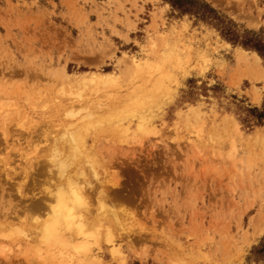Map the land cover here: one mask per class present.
<instances>
[{"label": "rangeland", "instance_id": "rangeland-1", "mask_svg": "<svg viewBox=\"0 0 264 264\" xmlns=\"http://www.w3.org/2000/svg\"><path fill=\"white\" fill-rule=\"evenodd\" d=\"M201 1L264 29V0ZM253 54L162 0H0V264H264ZM58 199L87 237L50 248Z\"/></svg>", "mask_w": 264, "mask_h": 264}, {"label": "trees", "instance_id": "trees-1", "mask_svg": "<svg viewBox=\"0 0 264 264\" xmlns=\"http://www.w3.org/2000/svg\"><path fill=\"white\" fill-rule=\"evenodd\" d=\"M182 15H194L201 21L212 22L217 28L221 37L233 47H241L246 51L255 52L261 60H264V29L258 32L244 31L239 33L235 29V24L222 17L218 11L209 4L201 0H162ZM249 115L255 118L257 125L264 121V96L261 107H251L247 110ZM252 252L257 257L264 258V240L257 247H253Z\"/></svg>", "mask_w": 264, "mask_h": 264}, {"label": "bare ground", "instance_id": "bare-ground-1", "mask_svg": "<svg viewBox=\"0 0 264 264\" xmlns=\"http://www.w3.org/2000/svg\"><path fill=\"white\" fill-rule=\"evenodd\" d=\"M254 55V57H255V59L256 60H259V57L256 55V54H253ZM100 103V102H99ZM94 113V112H93ZM82 123V122H81ZM89 123H91L90 121L88 122V124ZM78 126V125H77ZM76 126V127H77ZM88 126V125H87ZM76 127H75V129H76ZM74 128V127H73ZM78 128V127H77ZM78 131V130H77ZM62 132V131H61ZM72 137H74V135H71ZM76 137V136H75ZM75 141H76V139H74ZM79 140V139H78ZM73 142V144L75 145L76 143H74V141H72ZM78 143V142H77ZM71 144V143H70ZM69 144V145H70ZM72 144V146H73V148L74 147H76V146H74ZM77 145V144H76ZM79 145H81L80 143H79ZM82 146V145H81ZM72 148V149H73ZM84 148V147H83ZM75 149H77V148H74V150ZM74 150H73V154L75 153V154H77V155H80V152L78 153V150H79V147H78V149L77 150H75L76 152H74ZM74 158L76 157V156H73ZM77 158V157H76ZM59 163H60V165H58L59 166V168L61 169L60 171L62 172L64 169V164L66 163H64L63 164V161H62V163L59 161ZM66 167V166H65ZM66 172V171H65ZM61 174H63V173H60V174H58L59 175V177H60V175ZM64 176V175H63ZM70 182V181H69ZM68 182V183H69ZM65 183V182H64ZM59 191V190H58ZM62 192V191H61ZM61 192H59V193H61ZM72 193V192H71ZM58 195V194H57ZM61 195H62V193H61ZM63 197V196H62ZM59 198V197H58ZM62 200V199H61ZM60 202V203H59ZM64 202H66V201H64ZM58 203L60 204V206H57L56 207V211H55V207H53L52 208V210L51 211H54L53 212V214H55L56 215V217H57V219H56V217H55V215H54V219H53V221H52V223H50L48 226H47V229H46V231H45V233H44V235H43V242L48 246L49 245V247L50 246H56V245H71L72 243H73V241H75L74 239H73V237L72 236H68L67 238L64 236V234H62V230H59V227L58 226H64L65 228H67L68 230H73L74 228L78 231V233L79 234H82V235H84L85 236V234H86V231L84 230V227H85V225H84V223H83V221H82V218H80V221L78 222H76L75 220V217H74V212L71 210V209H73V208H71V207H69L67 204H65V203H63V201L61 202L60 201V199H58ZM67 207H69L70 209H67ZM51 209V208H50ZM1 213V212H0ZM3 214V213H2ZM53 214H52V216H53ZM81 217V216H80ZM44 220V219H43ZM85 220V219H84ZM82 221V222H81ZM258 221V225H257V223H256V227L254 228V229H256V232H255V234H262L263 233V231H264V223H262L261 221H260V219H258V220H256V222ZM9 226V225H8ZM58 228V229H57ZM59 230V231H58ZM87 230V229H86ZM58 231V232H57ZM64 233V232H63ZM87 236H85L84 238H86ZM48 247V248H49ZM57 247V246H56ZM59 247V246H58ZM57 247V248H58ZM51 248V247H50ZM53 248V247H52ZM61 248V247H60ZM72 248L74 249V250H76V252H78V251H80V252H78V253H81L83 256H84V254H85V256L84 257H87L86 255H87V253L89 252V248L88 247H80V246H72ZM88 248V249H87ZM91 252V251H90ZM84 253V254H83ZM54 255V254H53ZM80 255V254H79ZM81 256V255H80Z\"/></svg>", "mask_w": 264, "mask_h": 264}, {"label": "crops", "instance_id": "crops-1", "mask_svg": "<svg viewBox=\"0 0 264 264\" xmlns=\"http://www.w3.org/2000/svg\"><path fill=\"white\" fill-rule=\"evenodd\" d=\"M22 1H24V2H26V3H27V2L30 3V2H32L33 0H22ZM138 4H139V3H138ZM145 5L148 6L149 4H145ZM139 6H140V4H139ZM261 62H262V61H261ZM261 101H262V100H261ZM254 106L256 107V106H259V105H254Z\"/></svg>", "mask_w": 264, "mask_h": 264}]
</instances>
